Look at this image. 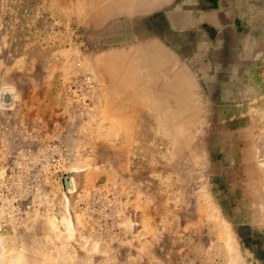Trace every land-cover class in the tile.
<instances>
[{"label":"rangeland","instance_id":"374dc122","mask_svg":"<svg viewBox=\"0 0 264 264\" xmlns=\"http://www.w3.org/2000/svg\"><path fill=\"white\" fill-rule=\"evenodd\" d=\"M0 177V264H264V0H0Z\"/></svg>","mask_w":264,"mask_h":264},{"label":"built area","instance_id":"2783aa9c","mask_svg":"<svg viewBox=\"0 0 264 264\" xmlns=\"http://www.w3.org/2000/svg\"><path fill=\"white\" fill-rule=\"evenodd\" d=\"M54 160H55V158H54ZM1 178V177H0ZM9 178H3V182H4V184L6 185V188H7V190H4V192H3V195L5 196V197H8V196H10L11 195V188H10V186H9V184L7 183V180H8ZM1 180V179H0ZM2 184V183H1ZM18 207V205H13L11 208H9L8 209V212H7V214L8 215H12V212H14V210H15V208H17Z\"/></svg>","mask_w":264,"mask_h":264},{"label":"bare ground","instance_id":"6f19581e","mask_svg":"<svg viewBox=\"0 0 264 264\" xmlns=\"http://www.w3.org/2000/svg\"><path fill=\"white\" fill-rule=\"evenodd\" d=\"M180 83H183V82H180Z\"/></svg>","mask_w":264,"mask_h":264}]
</instances>
